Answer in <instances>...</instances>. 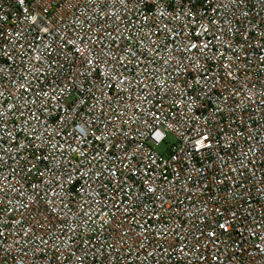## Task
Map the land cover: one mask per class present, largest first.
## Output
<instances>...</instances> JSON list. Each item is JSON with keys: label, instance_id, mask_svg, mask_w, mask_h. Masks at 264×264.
I'll return each instance as SVG.
<instances>
[{"label": "built area", "instance_id": "2783aa9c", "mask_svg": "<svg viewBox=\"0 0 264 264\" xmlns=\"http://www.w3.org/2000/svg\"><path fill=\"white\" fill-rule=\"evenodd\" d=\"M0 264H264V0H0Z\"/></svg>", "mask_w": 264, "mask_h": 264}, {"label": "rangeland", "instance_id": "374dc122", "mask_svg": "<svg viewBox=\"0 0 264 264\" xmlns=\"http://www.w3.org/2000/svg\"><path fill=\"white\" fill-rule=\"evenodd\" d=\"M174 142V138L172 135H168L167 136V143L166 144H163L161 145L159 148H158V151H163L164 149H166L170 144H172Z\"/></svg>", "mask_w": 264, "mask_h": 264}]
</instances>
